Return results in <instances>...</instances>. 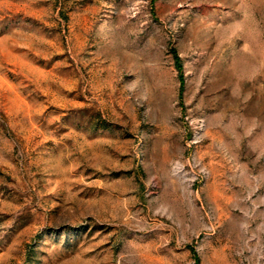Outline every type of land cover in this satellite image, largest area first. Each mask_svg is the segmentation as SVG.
<instances>
[{
	"label": "rangeland",
	"instance_id": "374dc122",
	"mask_svg": "<svg viewBox=\"0 0 264 264\" xmlns=\"http://www.w3.org/2000/svg\"><path fill=\"white\" fill-rule=\"evenodd\" d=\"M0 264H264V0H0Z\"/></svg>",
	"mask_w": 264,
	"mask_h": 264
}]
</instances>
